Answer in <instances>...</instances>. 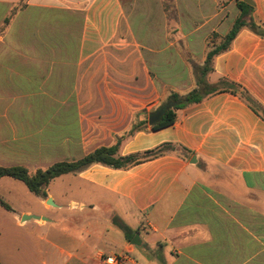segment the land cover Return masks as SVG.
Instances as JSON below:
<instances>
[{"label": "crops", "instance_id": "0c3cea01", "mask_svg": "<svg viewBox=\"0 0 264 264\" xmlns=\"http://www.w3.org/2000/svg\"><path fill=\"white\" fill-rule=\"evenodd\" d=\"M248 1L0 0V167L33 173L118 141V157L159 150L54 178L43 198L0 178V264H264V0ZM238 19L206 75L238 91L152 131L149 114L196 89L194 66ZM65 177L82 199L54 196Z\"/></svg>", "mask_w": 264, "mask_h": 264}, {"label": "trees", "instance_id": "16d2710c", "mask_svg": "<svg viewBox=\"0 0 264 264\" xmlns=\"http://www.w3.org/2000/svg\"><path fill=\"white\" fill-rule=\"evenodd\" d=\"M243 7L245 10L249 8L244 3H241L239 5V8L242 10ZM7 23L8 19L4 20L3 27H5ZM242 25H244V22L238 19L234 23L230 32L223 39L222 44L217 48H214L207 54L204 65L201 67L194 66V75L196 78L197 85L196 89L192 90L189 94L183 97L171 95L166 103L173 102L176 103V106L166 110L160 120L150 126V129L152 131H156L170 126L174 122L175 110L181 109L189 104L199 102L202 98H204L207 94L214 90L223 88L226 90H230L231 93H236L238 91L237 87L234 84H231L225 80H220L217 83V86H210L206 81V75L211 71V60L213 56L225 51L228 48L231 40L237 33L239 27ZM251 28L252 30H255L253 26H251ZM241 94L243 98L251 106H253L250 99L244 93ZM135 130L136 126L133 125L130 128L128 135H132ZM118 145L119 141L116 142L115 145L110 147L97 148L79 160L72 162H58L44 170L38 169L33 173H29L28 170L23 167H0V178L9 177L16 179L22 182L24 186L28 189V191H30L33 195L43 198L45 196V187L52 179L57 178L59 176L81 172L92 164H101L114 169L128 168L132 165L141 163L142 161L147 160L159 153V150H153L139 154L118 157L116 156ZM140 155L142 157H139ZM0 206L7 210L10 209L9 206L1 198ZM119 228L124 232L125 229L123 226H119ZM129 239L130 238H127V240Z\"/></svg>", "mask_w": 264, "mask_h": 264}, {"label": "rangeland", "instance_id": "374dc122", "mask_svg": "<svg viewBox=\"0 0 264 264\" xmlns=\"http://www.w3.org/2000/svg\"><path fill=\"white\" fill-rule=\"evenodd\" d=\"M36 91L37 90L35 89L34 92H36ZM139 157H142V156L140 155ZM66 178L67 177H65L63 179V182L62 183H59L58 185H55V186H53L51 188L54 196L56 198H58L59 195H66L68 197L75 198V200H79V198L82 199L83 195L82 194H79L77 192V190L74 189V186L73 185L68 184V181H67ZM21 186H23V185L21 184ZM24 190L26 192H28L25 187H24ZM34 198H35V196H34ZM21 204L29 207L31 209V211H33V213H43L44 212L40 208V206L36 203V201L30 202V201H24V200H22L21 201ZM64 205H66V203ZM119 215H120L119 217L121 219H123L128 226H131L132 228H136L137 227V224H136L138 222V220H137L138 217L137 216H134L133 214H128V216H124V215H122L120 213H119ZM114 224H116V226L119 227L121 223L120 222H117V219H114ZM131 257H133L134 259H136V261H138L137 260V258H138L137 253L136 254H132Z\"/></svg>", "mask_w": 264, "mask_h": 264}, {"label": "water", "instance_id": "95a60500", "mask_svg": "<svg viewBox=\"0 0 264 264\" xmlns=\"http://www.w3.org/2000/svg\"><path fill=\"white\" fill-rule=\"evenodd\" d=\"M245 3L247 4H250V2L248 0H244ZM174 106H176V103H173V102H168V103H165L163 104L162 106H160L157 110L151 112L149 114V117H148V124L151 126L153 125L155 122L159 121L160 118L162 117V115L164 114V112L170 108H173ZM47 204L49 205H53L51 200H47L46 201ZM39 219L38 217L36 216H30V217H22L21 220L24 221V220H28V219ZM44 220V218H41Z\"/></svg>", "mask_w": 264, "mask_h": 264}, {"label": "built area", "instance_id": "2783aa9c", "mask_svg": "<svg viewBox=\"0 0 264 264\" xmlns=\"http://www.w3.org/2000/svg\"><path fill=\"white\" fill-rule=\"evenodd\" d=\"M128 258L125 254L118 256H105L101 259L100 264H126Z\"/></svg>", "mask_w": 264, "mask_h": 264}]
</instances>
